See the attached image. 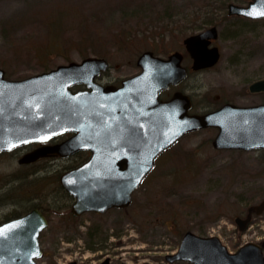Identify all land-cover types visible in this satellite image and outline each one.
Masks as SVG:
<instances>
[{
	"label": "rangeland",
	"instance_id": "374dc122",
	"mask_svg": "<svg viewBox=\"0 0 264 264\" xmlns=\"http://www.w3.org/2000/svg\"><path fill=\"white\" fill-rule=\"evenodd\" d=\"M228 2L247 0H0V68L6 78L20 79L97 56L109 63L97 81L116 84L137 72L136 58L143 51L160 57L185 52L184 37L214 24L219 60L189 73L176 89L189 95L191 112L224 102L252 105L264 101V92L247 90L252 81L264 78V18L227 15ZM182 64L190 67L187 55ZM215 134V129L204 128L184 135L156 157L128 208L84 214L79 225L60 218L66 199L58 176L65 160L42 159L31 167L18 163L30 150L2 153L0 222L32 204L45 210L49 201L60 203L61 215L46 210L48 225L39 237L43 255L37 264H65L72 256L77 264L97 263L98 253L83 249L93 239H80L88 223L98 225L97 239L103 238L105 252L115 254L113 264H190L164 259L187 230L217 236L229 251L264 240V211L244 231L233 221L264 196L259 151L215 150L210 142ZM67 236L74 240L69 243Z\"/></svg>",
	"mask_w": 264,
	"mask_h": 264
},
{
	"label": "water",
	"instance_id": "95a60500",
	"mask_svg": "<svg viewBox=\"0 0 264 264\" xmlns=\"http://www.w3.org/2000/svg\"><path fill=\"white\" fill-rule=\"evenodd\" d=\"M226 13L255 20L264 18V0L245 4L228 2ZM215 25L182 39L192 70L213 66L220 52L212 44ZM183 55L176 50L166 58L143 51L136 59L140 71L121 80L119 86L101 85L96 78L108 68L103 57L87 56L20 79L5 77L0 68V153L30 143H45L71 133L53 145L43 144L18 159L29 163L49 154L68 156L90 151L82 166L59 176V184L74 201V214L104 213L125 207L131 192L153 167L155 157L184 134L206 127L217 128L212 146L217 149H262L264 159V103L242 106L226 102L206 112H189L190 97L175 91L168 99L163 89L187 76ZM82 85L76 90L73 87ZM250 92L264 91V78L248 85ZM264 210V197L252 205L247 217L235 219L243 230L251 211ZM47 219L38 208L0 223V264H36L42 256L39 234ZM264 240L248 242L229 252L217 236L185 231L169 263L264 264ZM54 264V263H53Z\"/></svg>",
	"mask_w": 264,
	"mask_h": 264
},
{
	"label": "flooded vegetation",
	"instance_id": "af4514ba",
	"mask_svg": "<svg viewBox=\"0 0 264 264\" xmlns=\"http://www.w3.org/2000/svg\"><path fill=\"white\" fill-rule=\"evenodd\" d=\"M182 55H183V59L186 57V55L188 56V54L186 53V52H182ZM189 57V56H188ZM183 59H182V62H183ZM189 60L191 61V58L189 57ZM181 62V63H182ZM137 66V65H136ZM185 66V65H184ZM186 67V69H187V76L189 75V73H191V72H195V70H192L190 67H187V66H185ZM137 68H138V70H137V72H139V70H140V68H139V66H137ZM206 69H208V68H205V69H201V70H206ZM198 71V70H197ZM137 72H135V73H133V74H131L130 76H132V75H134V74H136ZM103 74V73H102ZM101 74V75H102ZM101 77V76H100ZM101 78H99L98 79V82L99 83H101ZM121 81V80H120ZM120 81L118 82V83H116V84H114V85H116V86H118L119 84H120ZM184 81V80H183ZM182 83V82H181ZM101 84H103V83H101ZM103 85H105V84H103ZM178 85H180V83L178 84ZM178 85H176V86H173V85H170L168 88H166L165 90H163L162 92H161V94H160V97L161 98H169L170 96H171V94L174 92V91H176V90H178V89H176L177 88V86ZM83 87V86H82ZM247 90H248V87H247ZM248 92L250 93V94H252V95H255V94H257V95H260V93L261 92H250L249 90H248ZM258 103H264V101H258ZM255 104H257V103H255ZM251 105V104H250ZM252 105H254V104H252ZM192 106H193V104H192ZM217 108V107H216ZM192 109V108H191ZM191 111V110H190ZM213 129H215L216 130V132H217V128H213ZM193 132H195V131H193ZM189 133H191V132H189ZM188 134V133H187ZM186 135V134H185ZM69 136H71V133H64V134H61V135H58V136H56V137H54V138H52L51 140H49V141H47V142H45V143H39V142H35V143H30V144H27V145H23V146H21V147H18V148H16L15 150H13V151H11V152H14V151H29V150H32V149H34V148H37V147H39V146H41V145H43V144H48V145H53V144H55V143H58V142H60V141H62V140H64V139H66V138H68ZM210 142H212V139H211V141ZM211 145H212V143H211ZM212 148L213 149H215V150H230V149H216V148H214L213 146H212ZM231 150H233V149H231ZM243 151V150H242ZM251 151V150H250ZM259 151V155H260V158L262 159V161H263V163H264V160H263V151L262 150H258ZM4 153H10V152H4ZM24 153V152H23ZM2 154V153H1ZM90 151L89 150H84V149H81V150H78V151H76V152H74V153H72V154H70V155H68V156H65V157H60V156H58V155H54V154H49V155H46V156H42V157H39V158H37L35 161H32V162H29V163H24L23 165L24 166H33L34 164H36L39 160H45V162H47V163H52V162H54V161H60V160H65V163H66V165H65V170L63 171V172H65V171H68V170H70V169H72V168H75V167H79V166H82L83 164H85V163H87V161L89 160V158H90ZM60 159V160H59ZM73 162H75V163H73ZM73 163V164H72ZM155 165H156V161H155ZM154 165V166H155ZM154 166H153V168H154ZM30 167V168H31ZM152 168V169H153ZM151 169V170H152ZM151 170H149L146 174H145V176L142 178V180H141V182H140V184H139V186H138V188L140 187V185L147 179V177H149V174L151 173ZM33 171H35V169H32L30 172H33ZM63 172H61V174L63 173ZM60 176V175H59ZM59 176H58V179H59ZM58 184H59V181H58ZM59 186L61 187V189L63 190V192H64V194H65V199H66V204H65V213H62V215H61V212H58L57 213V211L61 208V205H60V203L58 202V201H55V202H53V203H51V201H49L48 203H47V205H46V207H44L45 208V210L43 209H40L39 208V210L43 213V215L47 218V221H48V215H47V211L46 210H52L53 212H55V213H57V215H61V219L63 220V219H65V223H68V224H72V223H76L77 225H79L81 222H78V218L80 217H83L84 216V214H87V213H90V214H95V215H102V214H104V213H107L108 211H111V210H124V209H126V208H128L131 204H132V200H133V193L135 192V190L132 192V196H131V203L129 204V205H127L126 207H123V208H118V207H111V208H108L104 213H97V212H94V211H83V212H81L80 214H74L73 212H72V210H71V205H72V203H73V201H74V198L73 197H71L70 196V194L67 192V190H65L60 184H59ZM137 188V189H138ZM262 199V198H261ZM261 199H259L258 201H255V202H253L252 204H250L247 208H246V212H245V214H243V215H241V216H237V217H239V219H244V218H246L247 217V214H248V210H249V208L252 206V205H255V204H258L260 201H261ZM32 208H38L37 206H34V204H32L30 207H29V209H27L26 211H24V212H22L21 214H24L25 212H27V211H29V210H31ZM21 214H18V215H15V216H19V215H21ZM258 214H255V212H253V211H251V213H250V215H249V219H248V224H246V226L244 227V229H246L247 227H249L250 226V223H251V221H253L254 220V218L257 216ZM15 216H13V217H15ZM237 217H235L234 219H233V221H234V223L237 225V223H236V221H235V219L237 218ZM12 218V217H11ZM5 220H8V218H6ZM85 228V231H83L82 232V234L80 235L81 236V240H84L85 238H87V240H89V239H93L92 241H93V243H90V240L89 241H86V242H84L85 244L83 245V249H85V250H89V251H93V252H97L98 253V255H95V254H93V255H95L96 257V261H97V263H95V264H113L114 262H115V259H114V257H115V254H113V255H110L108 252H105L106 251V249H104V246L101 244L100 245V241L103 239H101L100 241L97 239V233L100 231L99 230V227H98V225L97 224H95V223H88V225L86 226V227H84ZM238 229V228H237ZM41 234V233H40ZM67 241L69 242V243H71L73 240H74V238H70L69 236H67ZM260 241V240H259ZM261 242V241H260ZM259 242V243H260ZM99 243V244H98ZM115 247V246H114ZM99 250V251H98ZM175 252V251H174ZM174 252H172V253H174ZM171 253V254H172ZM73 258H71V259H69L65 264H77V259H76V257H74V256H72ZM91 262V260H87L86 262H85V264H89Z\"/></svg>",
	"mask_w": 264,
	"mask_h": 264
},
{
	"label": "trees",
	"instance_id": "16d2710c",
	"mask_svg": "<svg viewBox=\"0 0 264 264\" xmlns=\"http://www.w3.org/2000/svg\"><path fill=\"white\" fill-rule=\"evenodd\" d=\"M225 4V2H223V5ZM211 25H214V24H211ZM9 218V217H8Z\"/></svg>",
	"mask_w": 264,
	"mask_h": 264
}]
</instances>
